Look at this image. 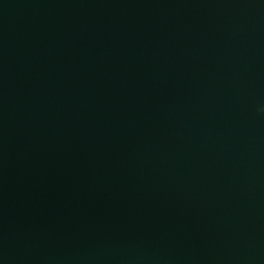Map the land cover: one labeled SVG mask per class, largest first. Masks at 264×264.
<instances>
[{
	"label": "water",
	"instance_id": "1",
	"mask_svg": "<svg viewBox=\"0 0 264 264\" xmlns=\"http://www.w3.org/2000/svg\"><path fill=\"white\" fill-rule=\"evenodd\" d=\"M0 264H264V0H0Z\"/></svg>",
	"mask_w": 264,
	"mask_h": 264
}]
</instances>
